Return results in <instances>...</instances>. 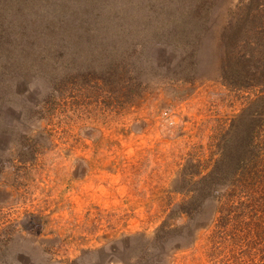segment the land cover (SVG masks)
<instances>
[{
  "label": "rangeland",
  "instance_id": "obj_1",
  "mask_svg": "<svg viewBox=\"0 0 264 264\" xmlns=\"http://www.w3.org/2000/svg\"><path fill=\"white\" fill-rule=\"evenodd\" d=\"M248 1L0 0V85L8 91L0 115L12 113L11 123L0 121V238L11 242L0 264L252 260L224 244L213 201L170 220L190 225L182 239L157 234L206 187L198 181L231 146L226 133L254 98L220 81ZM106 14L124 25L60 23ZM49 32L72 45L64 52L42 38ZM120 39L128 63L132 40L141 53L130 76L141 92L129 105L101 79ZM71 58L79 76L59 83L54 70ZM95 78L101 89L92 95L87 81Z\"/></svg>",
  "mask_w": 264,
  "mask_h": 264
},
{
  "label": "trees",
  "instance_id": "obj_2",
  "mask_svg": "<svg viewBox=\"0 0 264 264\" xmlns=\"http://www.w3.org/2000/svg\"><path fill=\"white\" fill-rule=\"evenodd\" d=\"M244 5L245 15L231 29L233 45L226 49L220 81L224 87L247 91L253 94L254 98L249 100V105L236 118L234 129L226 133L227 136L234 134L231 146L224 149L223 156L216 161L210 172L198 181L206 187L199 190L198 196L196 194L188 199L180 210L173 211L160 225L157 234H161L162 237L179 234L178 239H182L181 234L188 232L190 225L174 226L170 220L179 214H191L189 207L195 202L200 201L204 205L213 201L218 204L219 230L226 234L224 244L236 254L240 250L238 257L242 255L252 259L242 264H264V0H249ZM239 16L241 14H238ZM68 19H60V23L81 21L104 27H109L115 22L118 26H123L125 23L121 18L110 14L96 15L95 18ZM184 22L185 20L180 19L177 24L181 27ZM44 36L42 37L44 40L63 51L72 45L68 42V37H61L60 33L49 32L48 36ZM123 41L122 39L115 41L117 43L114 45L115 48L111 49L110 46L113 54H110L104 63L102 62L101 71L105 78L101 79L108 87V94L113 95L118 92L123 98L125 97L126 104L129 105L133 97L141 92L139 86L132 83L134 78H130L133 74L132 67L137 64L138 55L141 53L139 54L138 47L132 40L131 47L134 49L132 55L136 56L133 62L128 63L122 58ZM72 59L68 60L69 65L65 68L58 67L54 70V77L59 83L71 80L70 76L75 75L76 79V76H79L78 70L70 68L73 67ZM7 65H9L8 61ZM149 65L156 66L157 62H151ZM154 67L150 66V71H153ZM88 78L91 77H86ZM96 79L87 81V87L91 89L89 91L92 95L100 92L101 89L98 83L100 79ZM14 80L17 90L25 83L26 78ZM1 91L8 93L2 85H0V94ZM0 106L2 107L1 104ZM4 109L5 112L2 111L0 115L3 125L12 121L10 108ZM204 210L205 206L197 212ZM217 213L214 211L212 217ZM10 243L0 238V253L3 247L7 250ZM258 257L262 260L255 262L253 258Z\"/></svg>",
  "mask_w": 264,
  "mask_h": 264
}]
</instances>
